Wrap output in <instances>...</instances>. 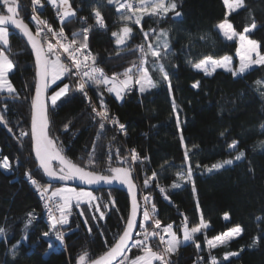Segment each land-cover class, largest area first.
I'll list each match as a JSON object with an SVG mask.
<instances>
[{"label": "trees", "instance_id": "obj_1", "mask_svg": "<svg viewBox=\"0 0 264 264\" xmlns=\"http://www.w3.org/2000/svg\"><path fill=\"white\" fill-rule=\"evenodd\" d=\"M176 2L181 16L175 17L170 12L164 19L144 17L141 21L145 31L150 28L169 31L172 54L163 63L171 75V93L165 83L144 94L132 92L121 102L113 94L104 92L105 104L110 113L125 125L127 134L122 132L117 138L105 126L97 139L100 129L98 122L92 119L88 100L81 93L70 91L57 101L55 108L49 107L50 134L59 138L64 153L76 163H83L95 145L96 171L106 169L109 154L112 155V165L119 166L117 149L121 157H126V150L135 149L142 160L141 165L136 164L138 177L143 179L146 175L151 176L153 171L157 172L159 183L165 187L169 197L166 200L155 190L157 181L144 186L151 202L156 205V216L162 225L172 224L178 235H181L179 218L182 214L188 217L190 226L198 222L200 212L196 209V201L199 200L200 210L209 222V227L196 235L201 250L197 251L194 242L182 245L172 256L174 264H196L198 256L206 261L209 253L219 264H264V148L260 147V142L264 141V132L260 129L264 123V88L255 83L264 80V67L258 66L236 77L230 72L216 71L206 76L194 70L186 62L188 58L198 59L206 54L234 58L237 45L224 41L215 28L226 12L222 0ZM18 5L19 18L28 23L26 7L21 0H18ZM72 6L78 11L77 18L64 25L69 34L86 26L79 17H87V23L94 24L92 8L99 6L107 30L94 27L89 33V48L107 73L122 72L130 61L137 58L138 53L128 51L143 41V34L136 25H131L133 36L128 46L117 55L119 48L111 33L118 30L120 22L114 6L107 5L104 0H72ZM3 11L0 7V13ZM229 19L238 32L254 21L257 28L249 35L260 42V50L264 53V0H245V7L232 13ZM201 36L206 38L201 40ZM9 40L11 58L15 62L9 79L20 98L12 99L7 94H0V111L6 104L4 115L8 122L7 127L0 123V161L7 157L11 164L10 171L0 169V227L6 230L5 235L0 236V264H77L82 251L87 250L95 257L106 250L105 240L109 244L113 242L115 234L123 228L121 217L128 215V199L117 190L93 191L104 199L111 193L115 207L110 206L105 219L96 221L91 219L86 205L72 208L69 223L62 227L63 245H58L55 233L50 231L49 219L24 174L30 170L42 184L59 185L48 181L37 168L29 136L23 137L22 141L17 139L21 129L29 131L35 65L30 51L18 35L11 32ZM232 67H236L235 58ZM153 76L158 79L157 74ZM196 82L199 86L193 87ZM64 83L72 84L74 79L65 77L51 86L47 95ZM89 94L93 104L99 107L96 90L90 89ZM173 98L179 113V127L176 113L172 110ZM65 124L69 126L67 131H64ZM8 127L12 128L11 132ZM225 129L227 133L221 137L220 132ZM233 140L239 141L238 150L245 151L246 159L211 173H206L203 167H196L197 164L211 165L228 158V145ZM184 145L191 149L188 163L193 167L195 195L191 184L182 183L178 189L170 188L177 180L176 171L186 167ZM161 165H164L163 169ZM81 209L88 217L87 226L84 224L85 216L79 215ZM30 212L34 213L35 219L26 228ZM225 213L229 215L228 220L224 219ZM257 217L261 219L257 220ZM236 225L243 229L238 238L215 249L207 247V239ZM88 227H91V233ZM45 232H49V236L45 237ZM257 236L260 237L259 243L253 245V237ZM18 242V255L13 259L10 249ZM231 252L238 255L225 260V253ZM135 254L138 252L129 253ZM199 264H204V261Z\"/></svg>", "mask_w": 264, "mask_h": 264}, {"label": "snow or ice", "instance_id": "obj_2", "mask_svg": "<svg viewBox=\"0 0 264 264\" xmlns=\"http://www.w3.org/2000/svg\"><path fill=\"white\" fill-rule=\"evenodd\" d=\"M107 5L115 7L119 14L120 27L112 31L111 36L115 38V44L119 50L117 55L128 46L133 36V27L139 26L143 34V41L131 48L130 53H138L137 58L129 62V66L122 72H113L111 75L105 72L97 63V56L89 48V33L94 27L107 30V25L100 11L99 6L92 8L94 24L87 23V17H79V20L86 25L79 30L73 31L71 37L66 34L64 25L73 18H77L78 9L72 6V0H31L32 15L31 22L35 25V30L29 26L18 15V0H0V7L4 9L0 13V93H6L12 99H19V93L9 79L10 74L15 68V62L11 58L9 50L11 35L10 27L18 31L27 40L35 56V76H34V95L31 98V127L30 131L20 130L18 140L29 136L34 152L36 166L42 170L43 175L49 181H69L79 180L86 185H113L119 184L127 186L130 195V206L127 217H121L123 228L115 234L111 244L105 240L106 250L98 256H91L87 250L77 257V264H174L172 256L177 254L179 248L186 242H194L197 251L201 250V245L196 242V235L209 227V222L204 218L200 210L199 200L196 201V209L200 212L198 222L190 226L187 216L181 223L178 232L174 230L172 224L166 226L156 216V205L151 202L150 195L142 197L143 206L137 197V185L133 179L132 164L140 161L141 158L135 149L130 150L129 156L121 157L119 149L116 150V157L119 166L112 165V155H108L106 161L107 167L104 171H96L97 161L95 158V145L93 151L88 154L83 163H76L64 153L62 142L58 137L50 134L49 107L55 108L57 101L66 96L70 91L81 93L89 103L92 119L98 122L100 134L103 132L106 124L118 126L119 130L125 135V125L119 122L118 117L113 116L103 99L104 91L114 94L117 100H122L123 96L137 89L141 94L158 87L160 83L167 84L168 91H172L171 75L166 68L164 60L172 54V45L169 40V31L165 29L150 28L144 30L141 21L144 17L164 19L168 14L174 13L175 17L181 16L177 11L176 0H104ZM45 3L55 10V15L59 21L60 27L54 28L45 18H42L39 10L43 9ZM226 8L224 17L215 25L218 33L226 40L234 39L239 41L236 54L239 56V66L232 67V57L228 55L214 56L213 54L202 55L198 59L188 58L186 62L192 68L202 71L205 75H212L218 68L224 69L232 74L233 77L243 76L254 66L264 67V53L261 52L260 42L250 38V33L257 28L253 21L249 26H245L242 31H237L230 21L229 17L238 9L245 7V0H223ZM151 37V39H150ZM206 37L201 36L203 40ZM191 46V44H190ZM158 75L154 79L153 74ZM65 77L74 78V83H64L63 86H57V90L47 95L51 85L57 81H62ZM255 83L264 88V80H257ZM199 82L193 84L198 87ZM89 89H95L99 97V107L92 103L88 95ZM264 95V93H262ZM172 110L176 113L177 126L179 127L180 118L177 111L175 99L172 100ZM7 111V105H4L3 111H0V123L6 127L8 122L4 112ZM68 124L64 125V131L68 130ZM264 132V123L260 125ZM11 132L12 128L8 127ZM227 129L220 132L224 137ZM113 139H115L113 137ZM181 144H184L183 135L180 137ZM239 141L233 140L228 145L229 157L211 165L197 164V168L203 167L207 172L219 171L226 166H231L234 162L246 159V153L238 150ZM196 147V146H193ZM260 147L264 148V141L260 142ZM184 162L186 167L178 169L175 173L177 180L170 185L172 189H178L182 183L191 184L193 195L196 194L195 180L193 179V167L190 163L191 149L184 145ZM111 151V150H109ZM146 159V158H145ZM169 164L168 161L164 162ZM127 165V166H126ZM164 168V165H161ZM0 169L11 170V164L7 157L0 161ZM251 170V169H250ZM26 177L35 186L36 191L44 200V207L48 210L50 220V231L55 233L58 240L63 243L64 234L57 226L67 225L73 202L75 207L87 204V211L93 221L105 219L106 212L111 207H115L116 202L108 194V199L104 200L102 196H96L92 191L84 189L77 190L65 186L55 187L51 183L41 184L35 179L30 170L25 172ZM151 181H157V187L164 199L168 200L166 189L159 183L158 173L153 171L150 178L144 180V186L147 187ZM98 214V215H97ZM79 215L85 216V211L81 209ZM183 215V214H182ZM29 220L25 225L32 223L35 219L34 213H28ZM139 218V219H138ZM224 219L228 220L229 215L224 214ZM257 217V220H260ZM84 224L88 225V217L85 216ZM91 233V227H88ZM6 230L0 227V236L5 235ZM243 229L236 225L226 232L207 239V247L215 249L220 245L227 244L228 241L238 237ZM45 237L49 232L43 233ZM103 235V233H101ZM24 239H27L25 236ZM260 237H253L252 243H259ZM153 241H156L153 244ZM49 247H52L49 244ZM19 242L12 246L11 255L15 259L18 255ZM132 249H136L138 254L129 255ZM242 250V249H241ZM237 252L225 253L224 259L229 256H237ZM204 261V264H219L216 257L209 253V258L205 261L204 257L198 256L196 264Z\"/></svg>", "mask_w": 264, "mask_h": 264}, {"label": "built area", "instance_id": "obj_3", "mask_svg": "<svg viewBox=\"0 0 264 264\" xmlns=\"http://www.w3.org/2000/svg\"><path fill=\"white\" fill-rule=\"evenodd\" d=\"M22 1V3L24 4V6L26 7V13H27V19H28V23H29V25H30V27L33 29V31L35 30V25H34V23H32L31 22V15H32V4H31V0H21ZM39 13H40V15H41V17L42 18H45V19H47L48 21H49V23H51L52 25H53V27L54 28H59L60 27V24H59V21L57 20V18H56V15H55V10L51 7V6H49L47 3H45V6H44V8L43 9H40L39 10ZM65 32H66V30H65ZM66 34L69 36V38L71 37V34H69V33H67L66 32ZM99 65V64H98ZM100 66V65H99ZM101 67V66H100ZM106 72V71H105ZM107 73V72H106ZM109 75H111L112 73H108ZM74 79V78H73ZM90 90V89H89ZM104 92H107V91H104ZM133 92V90L131 91V92H129L128 94H130V93H132ZM108 93V92H107ZM128 94H126V95H128ZM88 95H89V97H91L90 96V94H89V91H88ZM126 95H124V96H126ZM123 96V97H124ZM91 100H92V98H91ZM93 103V102H92ZM106 126H107V128H109L110 130H111V132H112V134L115 136V137H119V135L122 133L120 130H119V128H118V126H113L112 124H106ZM126 151H128V150H126ZM130 152V151H129ZM127 153V152H126ZM24 177H26V175L24 174ZM34 177V176H33ZM27 178V177H26ZM35 179H37L36 177H34ZM27 181L30 183V185L33 187V189H34V192H36V194H37V197H38V199H39V202H40V206H41V208H42V210H43V212H44V214L47 216V218L49 219V216H48V210L44 207V200L43 199H41V196H40V194L36 191V188H35V186L34 185H32L31 184V182L28 180V178H27ZM37 181L39 182V183H41V181L39 180V179H37ZM42 184V183H41ZM157 185V183L155 184V190L156 191H158L159 193H160V190H159V188L156 186ZM161 194V193H160ZM144 195H149V192H147V190L142 186V187H140V185H139V183H138V186H137V197H138V199L140 200V203H141V206H143V200H142V197L144 196ZM162 195V194H161ZM163 196V195H162ZM163 198H164V196H163ZM183 219H184V217H183V215L179 218V226H181V223H182V221H183ZM57 227H59V226H57ZM54 239L56 240V242L58 243V245L59 244H62L63 245V243H59V240L56 238V236H55V234H54ZM156 243V241H153V244H155ZM132 251H134V252H137V250L136 249H132ZM201 262V261H200Z\"/></svg>", "mask_w": 264, "mask_h": 264}, {"label": "water", "instance_id": "obj_4", "mask_svg": "<svg viewBox=\"0 0 264 264\" xmlns=\"http://www.w3.org/2000/svg\"><path fill=\"white\" fill-rule=\"evenodd\" d=\"M9 30H10V32L18 35L21 38V40L25 43V45L27 46L28 50L30 51V53L32 55V58H33V61H34V65H35V56H34V53L31 50L30 45L27 44L26 38H24L18 31H14L11 27H10ZM31 112H32V109L30 111L29 131H30V127H31ZM30 142H31V140H30ZM31 152H32V156H33L34 161H35L34 152L32 151V145H31ZM35 164H36V161H35ZM40 171L42 172V170H40ZM42 174H43V172H42ZM47 180H48V178H47ZM50 182H52V183H54L56 185H59V186H62V185L64 186L65 185V186H71V187H75V188H78V189H85V190H89V191H99V190H117V191H121L127 196V199H128V210H129L130 195H129L127 186H123V185H119V184H113V185H86V184L81 183L79 180H69V181L53 180V181H50Z\"/></svg>", "mask_w": 264, "mask_h": 264}, {"label": "rangeland", "instance_id": "obj_5", "mask_svg": "<svg viewBox=\"0 0 264 264\" xmlns=\"http://www.w3.org/2000/svg\"><path fill=\"white\" fill-rule=\"evenodd\" d=\"M222 2H223V0H222ZM50 6V5H49ZM238 10H240V9H238ZM237 10V11H238ZM225 11H227L226 10V8H225ZM216 28V27H215ZM216 30H217V28H216ZM218 31V30H217ZM220 36L222 37V39L224 40V41H226V42H235L236 43V45H237V47L239 46V41L238 40H236V39H234V40H232V41H228V40H226L221 34H220ZM237 49V48H236ZM234 58H235V61H236V67H238L239 66V62H240V60H239V56H237V54H236V51H235V55H234ZM234 58H232V64H233V62H234ZM232 64H231V66H232ZM256 67H258V66H254L253 68H256ZM252 68V69H253ZM194 69V68H193ZM194 70H196V69H194ZM251 70V69H250ZM249 70V71H250ZM196 71H199V70H196ZM216 71H224V72H228V71H226V70H224V69H221V68H218ZM202 72V71H201ZM203 73V72H202ZM206 76H210V75H206ZM60 81H57L56 82V84L57 83H59ZM56 84H53V85H51V86H54V85H56ZM63 85H61V87H62ZM55 90H57V88L55 89ZM54 90V91H55ZM138 92L139 94H140V92L137 90V89H133V92ZM73 92H75V91H73ZM0 94H6V93H0ZM51 95V94H50ZM49 95V96H50ZM114 95V94H113ZM115 96V95H114ZM62 98V97H61ZM117 100V99H116ZM118 102H121L122 100H117ZM107 127V126H106ZM19 136V135H18ZM17 136V137H18ZM127 152V153H126ZM125 152V155L126 156H129V151H126ZM136 164H139V165H141L142 164V160H140V161H138V162H136L135 164H132L131 165V167H132V169H133V173H132V175H133V179L135 180V183H136V185L138 186V183H139V185H140V187H144V180L145 179H147V178H150L151 176H148L147 177V175L146 176H144V174H142V176H144L143 177V179H141L140 177H138V171H137V165ZM140 168H142V166H140ZM205 172L206 173H209V172H207L206 170H205ZM153 181H151L149 184H151ZM42 183V182H41ZM143 184V185H142ZM63 186V185H62ZM65 186V185H64ZM58 187H61V186H58ZM65 187H69V188H75V187H71V186H65ZM77 190H79L78 188H76ZM85 190V189H84ZM86 191H89V190H86ZM93 192V191H92ZM147 192H148V190H147ZM94 193V192H93ZM94 195H96V196H101V195H99V194H96V193H94ZM108 199V197L106 198V199H104V200H107ZM82 205H86L87 206V204H81L80 205V207L82 206ZM72 208H76L75 207V202H73V207ZM77 209H79V208H77ZM98 215V214H97ZM49 223H50V220H49ZM62 227L63 226H59L58 227V229L61 231V232H63V230H62ZM204 231V230H203ZM202 231V232H203ZM226 232V231H225ZM181 236H182V233H181ZM239 237V236H238ZM238 237H235L234 239H236V238H238ZM234 239H231L230 241H232V240H234ZM230 241H228V242H230ZM59 243H61V241L59 240ZM187 243H189V242H186L185 244H187ZM184 244V245H185ZM221 246V245H220Z\"/></svg>", "mask_w": 264, "mask_h": 264}]
</instances>
